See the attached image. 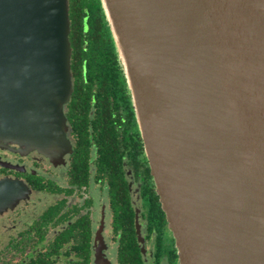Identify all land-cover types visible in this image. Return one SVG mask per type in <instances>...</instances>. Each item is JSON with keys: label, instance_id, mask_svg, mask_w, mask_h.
Instances as JSON below:
<instances>
[{"label": "water", "instance_id": "95a60500", "mask_svg": "<svg viewBox=\"0 0 264 264\" xmlns=\"http://www.w3.org/2000/svg\"><path fill=\"white\" fill-rule=\"evenodd\" d=\"M101 2L183 264H264V0ZM69 32V0H0V142L64 132Z\"/></svg>", "mask_w": 264, "mask_h": 264}, {"label": "flooded vegetation", "instance_id": "af4514ba", "mask_svg": "<svg viewBox=\"0 0 264 264\" xmlns=\"http://www.w3.org/2000/svg\"><path fill=\"white\" fill-rule=\"evenodd\" d=\"M69 18L64 132L0 142V264H183L101 0Z\"/></svg>", "mask_w": 264, "mask_h": 264}, {"label": "trees", "instance_id": "16d2710c", "mask_svg": "<svg viewBox=\"0 0 264 264\" xmlns=\"http://www.w3.org/2000/svg\"><path fill=\"white\" fill-rule=\"evenodd\" d=\"M104 17V16H103Z\"/></svg>", "mask_w": 264, "mask_h": 264}]
</instances>
